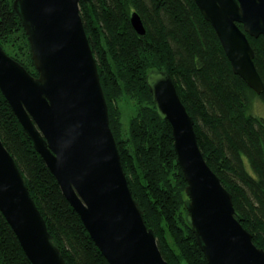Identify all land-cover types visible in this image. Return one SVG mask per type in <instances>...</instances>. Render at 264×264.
Segmentation results:
<instances>
[{
	"label": "trees",
	"instance_id": "obj_1",
	"mask_svg": "<svg viewBox=\"0 0 264 264\" xmlns=\"http://www.w3.org/2000/svg\"><path fill=\"white\" fill-rule=\"evenodd\" d=\"M123 168L143 219L170 264H209L191 225L185 174L172 127L155 103L149 76L166 70L189 113L204 156L232 193L237 217L264 248V102L233 70L195 0H81ZM137 11L146 33H138ZM241 27L243 25L239 23ZM249 41L264 81V36ZM0 45L33 75L39 71L14 0H0ZM131 106L127 125L123 105ZM0 138L22 171L68 264H110L0 88ZM0 264H32L0 210Z\"/></svg>",
	"mask_w": 264,
	"mask_h": 264
},
{
	"label": "water",
	"instance_id": "obj_2",
	"mask_svg": "<svg viewBox=\"0 0 264 264\" xmlns=\"http://www.w3.org/2000/svg\"><path fill=\"white\" fill-rule=\"evenodd\" d=\"M80 1L14 0L39 76L0 45V88L109 263L170 264L123 168ZM195 1L234 72L261 94L264 81L248 34L264 36V0ZM131 22L138 33H146L137 11ZM149 80L158 110L173 130L188 183V216L209 264H264V248L237 217L232 193L207 162L195 119L173 77L161 70ZM0 210L32 264H68L1 138Z\"/></svg>",
	"mask_w": 264,
	"mask_h": 264
},
{
	"label": "rangeland",
	"instance_id": "obj_3",
	"mask_svg": "<svg viewBox=\"0 0 264 264\" xmlns=\"http://www.w3.org/2000/svg\"><path fill=\"white\" fill-rule=\"evenodd\" d=\"M129 102L127 101L126 103H122L123 105V122L125 125L128 124L130 115L132 114L131 112V106L128 104ZM253 111L257 114H263L264 115V102L260 98H255L253 102Z\"/></svg>",
	"mask_w": 264,
	"mask_h": 264
}]
</instances>
